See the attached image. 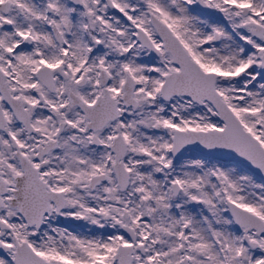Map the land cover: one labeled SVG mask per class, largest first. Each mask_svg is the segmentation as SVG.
Here are the masks:
<instances>
[{
	"label": "snow or ice",
	"instance_id": "snow-or-ice-1",
	"mask_svg": "<svg viewBox=\"0 0 264 264\" xmlns=\"http://www.w3.org/2000/svg\"><path fill=\"white\" fill-rule=\"evenodd\" d=\"M0 264H264V0H0Z\"/></svg>",
	"mask_w": 264,
	"mask_h": 264
}]
</instances>
